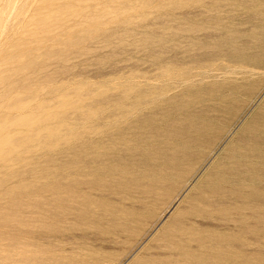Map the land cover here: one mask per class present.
<instances>
[{"label": "rangeland", "instance_id": "obj_1", "mask_svg": "<svg viewBox=\"0 0 264 264\" xmlns=\"http://www.w3.org/2000/svg\"><path fill=\"white\" fill-rule=\"evenodd\" d=\"M232 25L243 40L263 31L264 0H0V264H141L172 255L159 248L164 229L262 107L264 84L172 198L128 199L111 181L77 211L74 182L99 180L81 174L106 167L128 146L133 151L134 142L120 135L141 115L158 126L172 113L182 117L188 105L203 106L198 91L228 95L222 86L263 78L213 56L217 32ZM158 139L162 147L168 142L165 133ZM126 163V179L137 175L138 183L129 188L140 186L142 158ZM122 209L144 220L134 239L110 234L111 216ZM221 219L216 229L202 227L227 238L234 222ZM240 240L250 249L234 264H264L255 251H264V238ZM199 259L229 264L206 254L192 261Z\"/></svg>", "mask_w": 264, "mask_h": 264}, {"label": "bare ground", "instance_id": "obj_2", "mask_svg": "<svg viewBox=\"0 0 264 264\" xmlns=\"http://www.w3.org/2000/svg\"><path fill=\"white\" fill-rule=\"evenodd\" d=\"M253 5L256 7L255 4ZM253 5H251L252 9ZM254 10L256 11V9ZM247 11L249 12V10ZM237 32L233 25L228 29L219 30L216 35L219 40L215 44L218 51L213 52V56L224 57L229 63L238 65V67L252 68L249 73L253 75L256 73L258 75V72L264 73V30L256 31L250 40H243V37L241 38ZM233 73L235 74L236 71H232ZM263 84L264 77L249 80L247 84H234L233 82V84L222 86L223 89H229L230 94L228 95H224V91L218 90L210 93L198 91L197 94L204 100L203 106L197 108V111L194 109V111L190 110L188 105L186 110L182 108V117H174L178 114L172 113V115H167L166 120H163L161 124L158 123V126L157 122H154V116L141 115L131 127L128 126L129 129L126 127L127 130H130L128 134L123 128V133L120 135L122 143H127V140L128 142L129 140L133 141V146L136 148L132 151V148L127 145V150L124 149L127 152H117L118 154L107 159L106 167L81 174L84 178L94 174L99 180L83 179V181L74 182L71 195L74 208L79 211L84 207L86 211L94 199L92 192L108 187L111 181L122 184L119 191L125 193L128 199H133L132 196L135 194L142 195L144 198H152L155 202L165 201L166 196L172 198L176 192L180 191L183 183L190 180L196 173L201 163L209 156V152L215 149L226 134L228 126L234 123V118L247 108L248 105L244 99L255 97L256 89ZM208 101H212L213 105H207ZM183 106L186 105L183 104ZM146 126L150 129L144 128ZM163 133L166 134L168 140L164 147L160 146L164 142H160V139H158L159 142L157 141V138ZM126 135H130V138ZM132 157H136V159L141 157L142 166L147 168L146 173L141 175V185L135 188H129L128 185L133 182L137 183L135 181L137 175L126 179V176L130 175V172L126 171L128 165L126 162ZM116 166L119 169H116ZM75 174L78 175V172ZM101 191L103 192V190ZM133 207L139 212L140 208ZM144 207L141 209L145 210ZM124 212H126L124 209L117 210L115 215L111 216L109 223L112 224V230L110 234H126L129 238L134 239L141 234L144 220L132 216V214L123 216ZM150 212L154 214L155 211L151 209ZM127 213L129 212L127 211ZM229 216L230 219H228ZM232 216L233 218H231ZM108 217H110L109 214ZM221 217L223 218L221 219ZM191 218L194 221L192 224L189 223ZM219 219L234 222L233 232L231 231L229 238L216 235L215 230L203 229L204 222L208 223H205L206 226L215 228V222ZM84 222L88 223V221ZM261 223L264 225V103L196 186L185 207L172 217L164 229L162 239L160 238L163 244L159 248L172 255L164 259L151 257L150 261H143L141 264H221L219 261L216 263L201 262L200 259L198 262L192 261L193 258H199L202 254H206L209 258L215 255V258L220 261L224 260L229 264H234L236 254H246L250 249V245L240 239L248 240V242L253 241L254 244V241L259 242L260 238H264ZM89 224L90 222L86 225ZM101 224L102 219L99 222L100 227ZM191 243H197L196 249L190 248ZM255 251L257 254H264L262 248ZM246 262L245 259L244 264Z\"/></svg>", "mask_w": 264, "mask_h": 264}]
</instances>
